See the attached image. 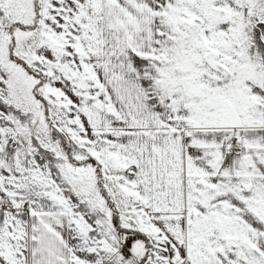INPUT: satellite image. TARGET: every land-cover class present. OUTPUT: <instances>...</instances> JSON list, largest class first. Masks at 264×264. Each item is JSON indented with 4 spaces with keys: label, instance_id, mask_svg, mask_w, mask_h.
Masks as SVG:
<instances>
[{
    "label": "snow or ice",
    "instance_id": "snow-or-ice-1",
    "mask_svg": "<svg viewBox=\"0 0 264 264\" xmlns=\"http://www.w3.org/2000/svg\"><path fill=\"white\" fill-rule=\"evenodd\" d=\"M0 264H264V0H0Z\"/></svg>",
    "mask_w": 264,
    "mask_h": 264
}]
</instances>
